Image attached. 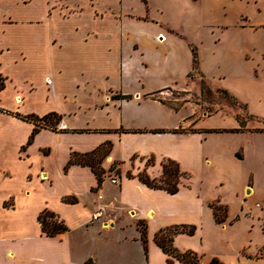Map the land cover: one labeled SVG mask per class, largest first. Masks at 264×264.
<instances>
[{"label":"crops","instance_id":"crops-1","mask_svg":"<svg viewBox=\"0 0 264 264\" xmlns=\"http://www.w3.org/2000/svg\"><path fill=\"white\" fill-rule=\"evenodd\" d=\"M199 1L219 17L223 4L252 3L261 17L243 15L230 52L264 50V0ZM175 30L138 0H0V264H182L154 239L179 226L194 233L175 234L172 247L200 264H264L256 257L264 203L248 204L251 143H207L206 103L194 102L189 67L173 59L150 74L142 67L143 36ZM49 114L59 117L51 126L24 119ZM104 145L99 180L69 164ZM164 163L177 171L174 194L141 181L162 180ZM43 213L66 231L44 234Z\"/></svg>","mask_w":264,"mask_h":264},{"label":"rangeland","instance_id":"rangeland-1","mask_svg":"<svg viewBox=\"0 0 264 264\" xmlns=\"http://www.w3.org/2000/svg\"><path fill=\"white\" fill-rule=\"evenodd\" d=\"M145 1L147 7L143 0H138L144 12H149L161 24H168L176 30L164 31L158 39L155 33L143 36L141 53L148 60L142 64L144 71L148 74L155 72L157 62L163 66L165 59H168L169 65L170 59L175 60L178 68L183 70L189 67L186 81L189 87L192 82L197 89L193 92L196 94H193L194 102L206 103L204 124L208 128L207 143H251L249 151L252 160L249 164L255 173V184L254 195L248 204L254 208L255 203H264V50L230 52V46L239 37L236 30L243 22V15L260 18L258 14L262 12L253 9L252 3L234 1L223 4L227 13L219 17L214 16V12L212 15L207 12L209 4L200 5L199 0ZM240 35L243 33L240 32ZM156 57L158 61H155ZM237 57L243 62H237ZM5 67L10 68L8 64ZM12 72L8 75L9 79L18 85L22 76L17 71L13 75ZM13 86L9 84L7 94L14 92ZM183 94L178 91L173 95L181 101ZM2 104L5 107L10 105L7 101H2ZM49 120L51 122H47H53V118ZM164 166L169 175L165 186L171 188L176 183L177 171L170 164L164 163ZM111 180L116 183V179ZM260 233L262 236L258 232L257 239L263 242L264 229L260 228ZM256 257L264 260V249Z\"/></svg>","mask_w":264,"mask_h":264},{"label":"trees","instance_id":"trees-1","mask_svg":"<svg viewBox=\"0 0 264 264\" xmlns=\"http://www.w3.org/2000/svg\"><path fill=\"white\" fill-rule=\"evenodd\" d=\"M3 88V81L0 78V90ZM124 99H128L129 96H125L123 97ZM50 118H53V122L49 123L47 121ZM24 119L26 120H30L33 122H37L40 121L41 123H44V125H48L51 126L55 123L58 122L59 117L55 114H49L41 119H36L33 116H28L25 117ZM38 131V127L35 126V128L33 129L31 136L28 139V143L31 142L34 134ZM109 150L108 145H104L98 149H96L94 152L89 153V154H85V155H80L77 156L75 154H73L70 158L69 164H80V165H87L89 167H91L92 171L94 172V174L96 175V177L100 178V169L98 167H96V165H99L100 162L105 158V156L107 155ZM97 158H95L96 156H98ZM95 158V160H94ZM96 163V164H95ZM165 167V166H164ZM169 175H167V172L164 168V173H163V179L159 180V181H150L148 179H141V181L146 184L147 186L153 187V188H164L168 193L170 194H174L177 191L176 185L174 184L171 188L166 187V182H167V178ZM164 179H166L164 181ZM169 181V180H168ZM211 208L214 211V217L216 218V220L218 222H220L221 220L219 218H217V214L220 213L221 208L217 207V206H211ZM54 215L51 213H43L40 214L38 217V220L41 224V229L42 232L44 234H46L47 236H53L56 234H60L64 231H66L65 226L59 222V221H54ZM141 226V230H142V240L143 242H145L144 240V229L142 228V224H140ZM177 233H185L188 235H192L194 233V227H188V226H179V227H171L168 229H164L160 232H158L154 239L155 242L162 248V250L168 254V256H170L173 259L178 260L179 262H181L182 264H200V257H198L194 252L191 251H187V252H178L176 251L172 245V237L177 234ZM84 264H92L90 260L86 261ZM210 264H220L216 259H212L210 261Z\"/></svg>","mask_w":264,"mask_h":264},{"label":"built area","instance_id":"built-area-1","mask_svg":"<svg viewBox=\"0 0 264 264\" xmlns=\"http://www.w3.org/2000/svg\"><path fill=\"white\" fill-rule=\"evenodd\" d=\"M111 183H115V180H111ZM257 208H260V206H261V204H256L255 205ZM100 212H97V213H95V214H93L92 216H91V220L90 221H95V220H97L98 219V217L100 216Z\"/></svg>","mask_w":264,"mask_h":264}]
</instances>
